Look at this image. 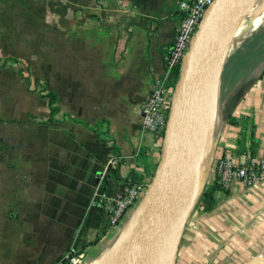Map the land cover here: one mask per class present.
I'll list each match as a JSON object with an SVG mask.
<instances>
[{
  "label": "crops",
  "instance_id": "1",
  "mask_svg": "<svg viewBox=\"0 0 264 264\" xmlns=\"http://www.w3.org/2000/svg\"><path fill=\"white\" fill-rule=\"evenodd\" d=\"M177 1L0 0V49L45 52L59 109L51 116L48 99L0 69V264H52L70 250L86 264L113 245L133 210L108 225L112 200L147 186L160 158L163 141L141 134L140 116L180 22ZM219 92L204 186L223 156L264 160V20L226 61ZM214 198L190 214L175 264H238L264 243V177L233 179Z\"/></svg>",
  "mask_w": 264,
  "mask_h": 264
},
{
  "label": "water",
  "instance_id": "2",
  "mask_svg": "<svg viewBox=\"0 0 264 264\" xmlns=\"http://www.w3.org/2000/svg\"><path fill=\"white\" fill-rule=\"evenodd\" d=\"M254 1L214 0L205 11L181 61L154 174L107 251L133 233L138 264H175L186 222L204 187L202 178L201 185L180 210L194 166L207 100L214 85L218 93L233 40L229 36ZM244 264H264V251Z\"/></svg>",
  "mask_w": 264,
  "mask_h": 264
},
{
  "label": "built area",
  "instance_id": "3",
  "mask_svg": "<svg viewBox=\"0 0 264 264\" xmlns=\"http://www.w3.org/2000/svg\"><path fill=\"white\" fill-rule=\"evenodd\" d=\"M214 0H178L176 8L180 22L175 29L172 44L165 55L162 74L150 84L149 93L141 108L140 131L151 133L156 140H162L168 118L175 84L172 83L176 65H181L193 35L195 34L207 8ZM264 177V160L250 159L242 164H235L229 155L221 157L216 166V180L227 188L233 179L246 184L258 182ZM146 190V186L135 183L112 200V206L106 212L108 225L117 224L128 210H133ZM84 254L68 251L52 264H84Z\"/></svg>",
  "mask_w": 264,
  "mask_h": 264
},
{
  "label": "bare ground",
  "instance_id": "4",
  "mask_svg": "<svg viewBox=\"0 0 264 264\" xmlns=\"http://www.w3.org/2000/svg\"><path fill=\"white\" fill-rule=\"evenodd\" d=\"M245 15L246 21H243L244 23H242L239 29L237 28V22L229 36V39H233L234 36L236 37V45L246 38V36L249 35L264 20V0H260L258 3H256L255 0L253 3H250L245 10ZM216 98L217 89L214 85L208 97L207 105L204 111V118L201 125V133L198 139L194 166L192 172L190 173L187 188L180 201V210L185 208L193 192L201 185L202 182L204 175V161L210 149L211 131L217 111ZM92 264H138L134 249L133 233L125 235L111 250L107 251L100 260Z\"/></svg>",
  "mask_w": 264,
  "mask_h": 264
},
{
  "label": "rangeland",
  "instance_id": "5",
  "mask_svg": "<svg viewBox=\"0 0 264 264\" xmlns=\"http://www.w3.org/2000/svg\"><path fill=\"white\" fill-rule=\"evenodd\" d=\"M259 1L260 0H256V3H258ZM245 17L246 16H244L242 18L241 23L238 26V29L240 28L242 23H244L246 21ZM249 35H247L246 38ZM235 38L236 37L234 36V38H233L234 40H232V42L230 43L229 50H228L229 57L227 55L226 61L231 57V54H233L237 50V48H239V46L242 44V42H244L243 40L246 39V38H244L239 44L237 43V45H236ZM4 45H7L8 50H11L12 52H14L13 49L10 48L11 45H13V44L7 43ZM19 49H20V47H19ZM6 57H9V55H5L4 50L0 49V69L2 70V68H9L8 69L9 71L13 70V73H15V72L17 73L18 78H21L20 81H22V83L27 87V89H29L33 92H36L40 97L41 96L45 97V94L50 91V90H48L47 85H46V75H45L46 57H45V52L40 51V56H38V58L37 57L36 58H30V57L20 58V57L10 56L11 59H8L3 64L4 59ZM220 95H221V92H219V90H218L216 106H218V104L221 103ZM45 98L47 99V97H45ZM198 210H200V209L195 207L192 210V212H195ZM263 251H264V243L258 244L256 248L248 250V252H246L247 253L246 257L242 258L238 264L246 263L247 261H249L250 259H253L257 254H260ZM100 259H101V257L98 258L97 260H94V261L86 263V264L95 263L96 261H98Z\"/></svg>",
  "mask_w": 264,
  "mask_h": 264
},
{
  "label": "trees",
  "instance_id": "6",
  "mask_svg": "<svg viewBox=\"0 0 264 264\" xmlns=\"http://www.w3.org/2000/svg\"><path fill=\"white\" fill-rule=\"evenodd\" d=\"M236 52H238V50H236ZM8 59H11V58L6 57L4 59L3 64ZM242 59L244 60V58H242ZM179 72H180V65L178 64L175 66L174 71H173V76H172L173 85L176 84V82H177V79L179 77ZM45 97H47V99H48V105L50 107V112H51V116H52L55 113H57L59 110L58 106H56V100H57L56 94L52 91H49L45 94ZM230 121L232 123L237 122V120L235 118H232V117H230ZM154 170H155V168H153V170L151 172V176H153ZM217 190H226V188H224L221 184H219L217 182V180H215V182H213L212 184H210L208 186H204L195 207L200 209L203 212H208V211L212 210V208L215 205L214 193Z\"/></svg>",
  "mask_w": 264,
  "mask_h": 264
}]
</instances>
